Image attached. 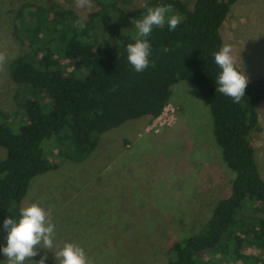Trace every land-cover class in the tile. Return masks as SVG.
<instances>
[{
    "label": "trees",
    "instance_id": "1",
    "mask_svg": "<svg viewBox=\"0 0 264 264\" xmlns=\"http://www.w3.org/2000/svg\"><path fill=\"white\" fill-rule=\"evenodd\" d=\"M89 1L93 8L84 21L73 18L61 33L52 25L56 16L65 18L59 11L25 4L17 12V34L27 51L11 61L9 75L24 97L16 133L6 125L16 118L0 111V147L5 150L0 221L18 213L34 177L57 169L43 153L44 140L52 138L59 155L65 151L71 159L83 160L104 132L160 116L170 86L186 81L209 107L215 142L233 178L229 193L214 202L201 228L168 246V264H264L243 251L264 248V180L248 140L257 127L256 108L264 101V76L247 80L239 102L216 93L213 83L218 69L212 53L222 46L219 28L236 0H194L190 9L179 1L153 0L130 12L136 20L148 7L167 4L182 14L173 31L153 29L149 65L140 73L125 58L124 47L133 38L119 32L109 14L117 0ZM106 34L115 36L117 47Z\"/></svg>",
    "mask_w": 264,
    "mask_h": 264
},
{
    "label": "rangeland",
    "instance_id": "2",
    "mask_svg": "<svg viewBox=\"0 0 264 264\" xmlns=\"http://www.w3.org/2000/svg\"><path fill=\"white\" fill-rule=\"evenodd\" d=\"M151 1L117 0L109 14L119 32L133 38L135 20L129 14ZM173 1L186 9L194 3ZM25 4L63 13L65 18L52 20L60 33L75 17L81 24L93 8L89 0H0V111L16 118L5 123L14 133L24 90L11 80L9 65L27 51L15 25ZM219 34L247 80L264 76V0H236ZM105 38L117 47L114 35ZM59 60L72 70L61 56ZM170 92L160 116L130 120L104 132L83 160H73L65 151L59 155L52 138L42 142L45 157L57 169L31 180L20 207L37 203L45 210L55 225L50 251L70 242L84 251L87 264H168V246L198 231L214 202L229 193L233 173L221 159L208 105L189 82L172 84ZM256 115L257 127L248 140L264 180V101ZM4 156L0 147V159ZM243 251L264 261V248ZM30 259L38 260L39 254ZM47 264H55L51 252Z\"/></svg>",
    "mask_w": 264,
    "mask_h": 264
},
{
    "label": "clouds",
    "instance_id": "3",
    "mask_svg": "<svg viewBox=\"0 0 264 264\" xmlns=\"http://www.w3.org/2000/svg\"><path fill=\"white\" fill-rule=\"evenodd\" d=\"M182 22V17L173 13L171 6L158 4L148 7L142 18L132 21L133 41L124 47L126 61L133 71L140 73L149 65L150 44L148 37L154 28L167 27L173 31ZM166 51V49H165ZM212 63L218 69L215 92L239 102L244 96L247 77L234 66L230 46H221L212 53ZM55 225L48 219L45 210L37 203L20 207L18 213L0 221V264H47L51 252L55 264H87L84 251L77 245L66 242L53 248ZM38 260L30 258L36 257Z\"/></svg>",
    "mask_w": 264,
    "mask_h": 264
}]
</instances>
